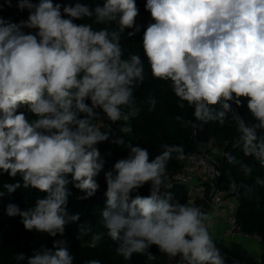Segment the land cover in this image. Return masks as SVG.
<instances>
[{
  "label": "clouds",
  "instance_id": "obj_1",
  "mask_svg": "<svg viewBox=\"0 0 264 264\" xmlns=\"http://www.w3.org/2000/svg\"><path fill=\"white\" fill-rule=\"evenodd\" d=\"M4 3L12 6V0ZM16 7L27 10L26 20L0 17V172L21 177L22 185H3L8 193L23 186L44 195L25 210L10 203L6 213L21 217L26 230L50 237L78 224L77 238L91 234L95 246L104 234L78 223L79 212H69L68 186L84 194L80 200L96 195V178L106 164L97 145L110 138L101 130L103 118L116 123L139 113L134 91L145 80V60L134 53L123 58L120 44L125 30H131L129 37L140 32L139 8L136 0H104L95 7L79 0L66 5L17 0ZM145 10L151 22L144 26L142 49L151 76L170 82L181 107L187 102L197 121L234 122L236 145L264 167V0H146ZM86 18L92 23L75 22ZM113 23L111 31L93 27ZM149 104L155 108L154 97ZM245 106L251 120L237 111ZM112 142L130 150L104 172L100 215L117 255L151 261L156 257L150 248L156 246L175 264H226L209 231L213 217L176 200L166 182L173 154L178 161L186 158L183 145H162L150 159L147 148L123 137ZM224 155L246 176L252 174V166ZM146 184L149 194H138ZM255 184L264 187V179L257 177ZM231 187H238L235 180ZM53 248L37 251L27 264H74L66 240H54ZM15 258L25 259L23 253Z\"/></svg>",
  "mask_w": 264,
  "mask_h": 264
},
{
  "label": "trees",
  "instance_id": "obj_2",
  "mask_svg": "<svg viewBox=\"0 0 264 264\" xmlns=\"http://www.w3.org/2000/svg\"><path fill=\"white\" fill-rule=\"evenodd\" d=\"M34 2H37V0H34ZM76 2L77 0H54V3H61L62 5ZM79 2L95 7L97 4L102 5L104 0H79ZM16 3L17 0H12V6L8 7L4 0H0V4H4L3 9L0 10V17L11 19L13 22L26 20L28 16L27 10L19 11ZM136 3L139 8L136 24L142 26L141 30L133 37L127 35V32L131 30H125L121 34L120 44L124 53L123 58H127L130 53H134L139 54L145 60V80L134 91V103L139 108V113L128 121L121 120L112 123L107 120L103 123V131L108 132L110 138L103 145H97V147L106 161L105 171L111 170L116 161L127 158L129 155L130 150L127 147L112 142L117 137H123L126 143H131L133 146L138 145L147 148L150 153V159L159 154L163 150L162 145L165 144L183 145L186 157L189 153L197 151V146L192 136L193 125L196 121L193 116V109L188 106L187 102H183V107H181V102L178 101L171 90L170 82L157 80L151 76L150 67L142 49L144 26L151 22V17L150 13L145 10L146 0H136ZM75 22L78 24L92 23V20L86 18ZM93 27L97 30L103 27H108L110 31L116 29L114 23L110 25L94 24ZM24 31L28 32L30 30L25 29ZM149 97H154L156 100L155 108L151 110ZM19 111L27 112L24 107L19 109ZM237 111L246 120H251L246 106L237 109ZM28 115L29 118H34L31 117V114ZM187 121H191V123H186ZM238 135L235 124L230 119L226 120L223 126L216 122H201L197 130V138L206 149L210 145H216L220 148L221 153L218 155V160L224 166V175L219 186L229 187L231 181L235 180L238 187L234 189L233 194L238 202V223L243 233L261 237L263 244L261 262L264 264V187L255 184L257 177L264 179V167L260 166L253 158L243 155V152L235 143ZM210 139H214L215 143L209 144ZM225 153H231L241 162L252 166V174L246 176L240 170L239 165L229 164L225 158ZM185 159L178 161L175 159V154H173V159L168 162L167 173H174L179 170ZM105 171L101 172L103 179L99 182L100 188L98 192L94 197L87 200L78 199L77 197L84 194L71 184L68 186L72 192L69 197V212H79L81 220L78 223H90L93 232L104 234L103 238L96 242L95 246H93L91 234L80 239L77 238L78 224L67 225L63 236L58 234L57 237H50L35 230H26L19 216L9 217L6 213L8 204H16L21 210H25L34 207L36 199L44 194L35 189H25L23 186L13 193H8L3 188V185L17 182H21L22 185L21 177L18 174L13 179L8 174L0 172V191L5 193L3 197H0V264H27V259L41 249L55 250L53 248L54 240L67 241L69 251L75 257L74 264H86L87 261L93 260V258L86 256L84 244L92 247L97 256L96 259L101 264H166L169 258L160 253L156 246L150 248V251L156 257L151 261L145 255L134 254L127 261L122 256L117 255V245L107 236V230L103 226L100 215L106 201L104 196L106 191ZM240 185H245L246 187H240ZM171 186L170 191L176 200L181 203L192 202L188 198L184 184L173 182ZM149 188L150 185L146 184L138 190V194L148 195ZM135 194L133 193V195ZM192 203L198 205L197 201ZM20 253L24 254L25 259L18 261L15 257Z\"/></svg>",
  "mask_w": 264,
  "mask_h": 264
},
{
  "label": "built area",
  "instance_id": "obj_3",
  "mask_svg": "<svg viewBox=\"0 0 264 264\" xmlns=\"http://www.w3.org/2000/svg\"><path fill=\"white\" fill-rule=\"evenodd\" d=\"M90 103V101H89ZM103 117V114L101 113ZM107 118H103V123ZM220 148L210 145L207 153L198 150L187 155L183 165L174 173H167L166 182H180L185 185L190 201L198 202L199 207L206 199V193L212 182L218 177L219 170L216 166ZM231 187H220L219 185L211 189L209 207L217 211L229 224V231L246 234L241 231L237 218L238 202ZM253 235V234H249ZM261 241V237L254 235ZM178 259V258H177ZM166 264H175L174 260H167Z\"/></svg>",
  "mask_w": 264,
  "mask_h": 264
},
{
  "label": "crops",
  "instance_id": "obj_4",
  "mask_svg": "<svg viewBox=\"0 0 264 264\" xmlns=\"http://www.w3.org/2000/svg\"><path fill=\"white\" fill-rule=\"evenodd\" d=\"M207 213L213 217L209 231L217 247L226 256V264H262L263 244L254 235L229 231L228 222L214 209L209 207Z\"/></svg>",
  "mask_w": 264,
  "mask_h": 264
},
{
  "label": "water",
  "instance_id": "obj_5",
  "mask_svg": "<svg viewBox=\"0 0 264 264\" xmlns=\"http://www.w3.org/2000/svg\"><path fill=\"white\" fill-rule=\"evenodd\" d=\"M201 121H195L194 125H193V132H192V136L193 139L195 140L196 146H197V150L201 153H207L208 149H206L198 140L197 138V130L199 128ZM216 166L219 170V175L218 177L212 182V184L210 185V187L208 188V191L206 193V199L204 200V202L201 205V208L204 209L207 212V209L209 208V198H210V194H211V189L213 187H216L220 184V182L222 181L223 175H224V166L221 163V161L217 160Z\"/></svg>",
  "mask_w": 264,
  "mask_h": 264
},
{
  "label": "rangeland",
  "instance_id": "obj_6",
  "mask_svg": "<svg viewBox=\"0 0 264 264\" xmlns=\"http://www.w3.org/2000/svg\"><path fill=\"white\" fill-rule=\"evenodd\" d=\"M96 122H99V120ZM101 130L103 131V127L101 128ZM104 143L105 142H102L98 145H103ZM104 171H105V168H104ZM96 179L99 183L103 179V174L100 173ZM84 252H85L86 256L89 258H93V259L97 258L95 251L92 249V247L90 245L84 244Z\"/></svg>",
  "mask_w": 264,
  "mask_h": 264
}]
</instances>
